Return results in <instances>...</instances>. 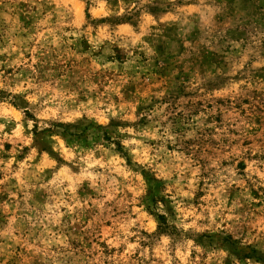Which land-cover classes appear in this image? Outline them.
I'll return each mask as SVG.
<instances>
[{"label": "rangeland", "instance_id": "1", "mask_svg": "<svg viewBox=\"0 0 264 264\" xmlns=\"http://www.w3.org/2000/svg\"><path fill=\"white\" fill-rule=\"evenodd\" d=\"M0 264H264V0H0Z\"/></svg>", "mask_w": 264, "mask_h": 264}, {"label": "clouds", "instance_id": "2", "mask_svg": "<svg viewBox=\"0 0 264 264\" xmlns=\"http://www.w3.org/2000/svg\"><path fill=\"white\" fill-rule=\"evenodd\" d=\"M28 222L31 223L32 221L29 219ZM8 249H9L8 247L3 248L2 249V253L5 254V255L8 254V252H9Z\"/></svg>", "mask_w": 264, "mask_h": 264}]
</instances>
